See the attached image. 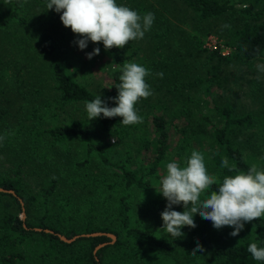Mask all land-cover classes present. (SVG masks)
I'll use <instances>...</instances> for the list:
<instances>
[{
    "label": "trees",
    "instance_id": "obj_1",
    "mask_svg": "<svg viewBox=\"0 0 264 264\" xmlns=\"http://www.w3.org/2000/svg\"><path fill=\"white\" fill-rule=\"evenodd\" d=\"M24 1L15 0L6 12L0 2V29H10L15 23L24 22L20 12ZM121 1L136 2L116 0ZM182 1L202 21L239 14L235 23L224 28V35L220 36L222 42L214 49L205 47L200 34L191 35L194 46L203 50L206 59L205 75L196 76L191 82L168 84L161 77L155 79L152 76L155 69L151 67L154 61L143 58L139 50L134 53H129L126 47L106 50L102 42L96 44L90 41L91 52L98 47L100 53L97 57L106 58L114 65L109 71V85L104 96L109 107L117 106L112 98L118 96L116 86L120 83L125 62L137 63L149 71L145 80L157 102H151V96L141 98L139 109L151 106L153 111L137 113L145 121L146 129H141L143 125L139 123L125 126L121 123L122 117L105 118L103 115L96 118L98 125L82 120L60 124L61 110L85 104L99 94L74 76L69 71V65L60 62L58 45L53 39L43 41L41 52L49 63L54 95L31 108L32 113L28 117L33 125L8 123L14 114L9 106L1 104L0 98V157L7 156L12 165L8 172H0V187L16 193L0 192V264H264V261L255 260L247 250L251 243L264 247V216L245 222L238 236L230 235L234 227H210L214 231V242H207V251H198L193 255L199 240L194 237L185 240L184 236L176 239L163 229V220L158 225L145 226L134 215L138 203L149 214L156 213L158 209L161 213L165 210L168 201L157 192L160 172L168 163L173 148H178L176 154L189 150L190 139L198 141L200 146L197 151L204 155L209 174L217 178V182L207 189L211 192L217 190L225 176L247 172L252 165L240 147L233 143V137L242 130L253 129L254 116L236 114L225 99L226 89L220 71L224 63H249L264 56V0H250L258 5L257 8L245 6L239 10L235 3L221 0ZM48 2L42 0L46 8L45 20L54 19L63 25L60 19L62 13H57L55 8L48 10ZM137 7L143 16L150 12L144 2ZM65 28L67 33L64 38L77 36L71 28ZM156 30V36L163 41L171 32L170 27L165 26H158ZM224 48L230 49L229 53L224 54ZM77 55L71 64L84 72L98 60L84 58L80 52ZM3 57L0 55V97H4L9 88L4 81L8 73L5 66L8 65H4ZM11 85V90H15L16 83ZM193 90L196 96L191 95ZM38 94L32 93L33 96ZM24 95L28 94L18 93L17 103ZM201 101L205 108L215 112L217 122L206 115L202 123L185 125L183 119L192 117L191 107L196 108ZM13 104L10 106L13 107ZM139 105L137 102L135 108ZM48 121L51 125L46 123ZM98 127L102 135L116 134L120 139L135 140L138 137L141 144L134 150L127 149L126 154L115 159L110 155L113 144L95 139ZM137 130L139 133H136ZM150 133L152 135L148 136ZM57 150L67 160L64 166L56 160L59 159ZM134 151L147 161L148 167H133ZM224 158L228 160V167L221 166ZM233 165L235 170L230 171ZM34 172L43 177L40 190L36 192L30 189L26 180V176ZM22 201L27 212L25 220L21 217ZM36 227L50 229L69 238L80 233L107 232L115 234L117 240L94 253L99 244L112 239L97 235L66 243L57 234L36 231ZM179 240L181 245H178Z\"/></svg>",
    "mask_w": 264,
    "mask_h": 264
},
{
    "label": "rangeland",
    "instance_id": "obj_2",
    "mask_svg": "<svg viewBox=\"0 0 264 264\" xmlns=\"http://www.w3.org/2000/svg\"><path fill=\"white\" fill-rule=\"evenodd\" d=\"M221 1L235 3L237 10L245 6H252V8H257L258 6L255 3L252 4L253 2L250 0H246V4L242 3L244 0ZM0 2L3 5L4 12H6V10L12 7L15 0H0ZM141 2H144V5L154 14V21L151 25L153 29L147 30L142 39L138 38L130 41L125 47L129 53H134L135 50H139L143 54V58L148 60L152 59L154 62L151 63V67L155 69L152 76L158 79L160 77L158 74L163 73V79H166L168 84L188 83L196 76L200 77L205 75V53L203 50H199L194 46L191 38L193 33H198L200 36H203L207 49H214L222 42L220 36L224 35V28L235 23L237 19L235 17H239L238 13H234L231 16L225 15L218 19L202 21L196 17L195 13L182 0H136V2L121 1L117 2V4L127 6L143 17L142 12L137 7ZM20 12L21 16L25 19L23 23H15L10 29H0V55H4V65H8L5 66L8 73L4 81L9 85L6 93L3 94L4 97L1 96L0 98L2 100L1 104L3 106H9V109H11L10 112L14 114L7 122L13 123L12 125H20L22 122H24V125H33L31 118L28 117L32 113L31 108L35 104L45 102V100L52 98L54 95V89L50 81V72L48 70L49 63L42 57L41 52V45L47 39H53L57 42L60 62L63 65H69V71L78 77L80 81L86 82L105 102L104 96H106L109 85V71L114 65L112 66L106 58L100 56L98 58L95 55L93 58L98 60H96L97 62H95L90 70L86 69V72L82 68L77 70L74 68L76 66H72L71 63L78 56L77 54L79 52L84 55V58H87V53H91L90 47L92 46L90 41L87 47L81 50L78 45V40L81 37L64 38V35L67 33L64 25L58 24L54 19L45 20L46 8L42 0H25ZM158 26L170 27L171 29L165 41L156 36L158 32L156 28ZM229 51L230 49H223L224 54L229 53ZM221 67L220 74L226 89L225 99L233 106L238 116L252 114L255 122L253 129L242 130L237 136L233 137V143L240 147L252 165L255 164L259 170H264V56L258 57L249 63L239 61L224 63ZM12 83H16L15 90L13 91L11 90ZM19 92L27 93L28 95H24L17 103L15 99L18 97ZM33 92H39L40 94L33 96ZM191 95L196 96V91H191ZM207 99L210 101V97H207ZM149 100L153 103L157 102L156 96L154 95ZM138 103L140 105L136 109L137 113L140 111L145 113L153 111L151 106L139 109L142 106V101H138ZM12 104L14 105L13 107L10 106ZM204 106V102L201 101L196 108L191 107L194 115L189 118L183 117V123L185 125H196L195 123L197 122L202 123L203 117L206 115H209L217 122L215 112L209 111V107L205 108ZM59 114V123L63 125L68 124L72 120L91 121L95 125H98L96 119L90 120L88 118L85 104L83 103L66 107ZM46 123L51 125L50 121ZM48 125H45V127ZM139 125H143L141 128L143 130L147 128L144 120ZM136 133H139V130ZM151 135V133L148 134V136ZM113 138H115V143H113ZM95 139L100 142L113 144L110 155L115 159L126 154L127 149L134 150V148H137L141 144L138 137L135 140L120 139L116 134L109 136L102 135L99 127L97 128V136ZM189 141V150H182L180 154H176L178 148H173V152L167 162L175 161L183 167L185 160L190 157L193 148L198 150L200 146L195 139H190ZM130 143H132L131 146H129ZM183 143L185 144V141ZM61 154V151L57 150L59 159L56 160L60 166H64L67 160ZM140 156L138 152L134 151L133 167L145 169L148 167V163L141 159ZM10 167L12 165L7 161V156H1L0 172L3 171L2 173H6ZM10 172L13 175V172ZM165 174L166 165L160 172V182L157 186L159 190L161 180ZM42 179L43 177L37 175L36 172L26 176L28 185L34 192L40 190ZM210 194L211 191L209 190L202 193L200 197L201 201ZM24 208L25 206L23 205L21 216L25 212L24 217L26 219L27 212L26 208L23 210ZM173 208L176 211H184L182 203L180 205H173ZM134 215L136 220L138 222H144L143 225L145 226L158 225L162 221L160 209L156 213L149 214L145 212L141 203H138L135 207ZM194 219L197 225L195 228L189 226L182 228L184 239H190V237L196 238L204 250L207 251V242H210V240L214 242L215 240L212 237L215 236L212 235L214 231L210 230V227H213V223L202 218L200 214H196ZM178 245H181L180 240Z\"/></svg>",
    "mask_w": 264,
    "mask_h": 264
},
{
    "label": "clouds",
    "instance_id": "obj_3",
    "mask_svg": "<svg viewBox=\"0 0 264 264\" xmlns=\"http://www.w3.org/2000/svg\"><path fill=\"white\" fill-rule=\"evenodd\" d=\"M46 7L62 13L60 19L63 25L82 37L78 40L81 50L87 47L89 41L96 44L102 42L106 50L113 47L122 49L130 41L142 39L154 21L153 13L148 12L141 17L129 7L118 5L116 0H49ZM99 53L97 47L87 53V57L92 59ZM121 72L120 83L116 86L118 96L112 98L117 106L109 107L100 95L86 101L85 108L90 120L103 115L105 118L122 117L121 123L125 126L142 122L135 106L141 98L147 99L152 95L145 80L150 73L133 62H125ZM158 75L163 78V73ZM221 166L228 167L227 158L223 159ZM229 170L234 171L235 166ZM216 182L217 178L208 172L204 155L197 150L191 152L183 167L175 161L168 162L160 190L157 191L168 201L161 213L163 229L176 239L182 237L184 233L181 229L185 226L195 228L194 217L200 214L211 221L216 229L234 227L230 235L238 236L245 222L264 216V170H259L253 164L247 172L239 171L235 175L225 176L217 190L201 201V194ZM181 203L183 212L173 210V205ZM247 250L255 260L264 261V247L251 243ZM198 251H204L199 242L192 254Z\"/></svg>",
    "mask_w": 264,
    "mask_h": 264
},
{
    "label": "water",
    "instance_id": "obj_4",
    "mask_svg": "<svg viewBox=\"0 0 264 264\" xmlns=\"http://www.w3.org/2000/svg\"><path fill=\"white\" fill-rule=\"evenodd\" d=\"M0 192L2 193H10V194H13V195H16L15 191L13 190H9V189H6L4 187H0ZM22 205H24L23 201H22ZM25 210V208L23 209ZM23 217L22 219L25 220V212L22 213ZM25 227H27V225L25 224ZM36 231H43L45 230L46 232L48 233H54V234H57L60 239L66 243H73L75 242L76 240H78L79 238H82V237H91V236H97V235H106L108 237H110L112 240L110 242H105V243H102V244H99L95 250H94V253H96L100 248L106 246L107 244L109 243H114L116 240H117V236L113 233H107V232H94V233H87V234H80V235H75L71 238L63 235V234H59V233H55L53 230H50V229H42V228H34ZM98 259V258H97Z\"/></svg>",
    "mask_w": 264,
    "mask_h": 264
},
{
    "label": "built area",
    "instance_id": "obj_5",
    "mask_svg": "<svg viewBox=\"0 0 264 264\" xmlns=\"http://www.w3.org/2000/svg\"><path fill=\"white\" fill-rule=\"evenodd\" d=\"M216 48V47H215Z\"/></svg>",
    "mask_w": 264,
    "mask_h": 264
}]
</instances>
